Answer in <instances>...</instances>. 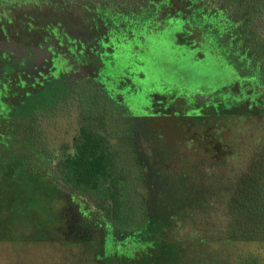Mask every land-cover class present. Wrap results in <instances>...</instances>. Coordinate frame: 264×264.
<instances>
[{
	"label": "trees",
	"instance_id": "1",
	"mask_svg": "<svg viewBox=\"0 0 264 264\" xmlns=\"http://www.w3.org/2000/svg\"><path fill=\"white\" fill-rule=\"evenodd\" d=\"M172 1L160 7L156 0H0L5 6L45 7L55 19L66 12L104 41L94 42L98 51L107 46L100 55L93 48L96 54L81 65L71 53H66L68 64L59 43L58 49L50 47L53 70L36 88L31 83L44 69L31 58L39 47L36 40L33 49L22 43L28 58L0 56V135L8 137L0 136V242L17 235L34 243L60 242L87 256L85 264H264V153L237 176L223 175L226 146L215 137L221 129L213 124L211 131L207 121L193 115L197 122L182 117L192 120L187 124L190 154L182 150L188 161H174L175 155L153 139L154 112L138 113L146 100L157 106L169 104V98L118 74L123 42L126 47L144 42L166 14L165 23L182 22L189 33H179V43L198 45L250 87L264 91V0ZM5 33L0 28V35ZM101 54H108L117 70L105 73ZM142 65L153 67L147 59ZM67 66L88 72L80 86L76 77L61 75ZM149 73L133 74L146 83ZM8 77L12 91L20 94L13 105L7 102ZM70 93L79 99L81 125L71 145L52 149L38 118ZM244 102L242 109L249 113L253 106Z\"/></svg>",
	"mask_w": 264,
	"mask_h": 264
},
{
	"label": "rangeland",
	"instance_id": "2",
	"mask_svg": "<svg viewBox=\"0 0 264 264\" xmlns=\"http://www.w3.org/2000/svg\"><path fill=\"white\" fill-rule=\"evenodd\" d=\"M156 2L160 7L173 4L172 0H156ZM175 8V6H171L170 13L177 18ZM53 13L50 9L46 10L45 7H21L18 5L14 7L0 4V28L3 27L6 31L5 34L8 35L5 37L0 35V56L11 54L12 56L7 57V60L25 58L28 56L29 50L23 48L22 43H26L29 49H33L30 44H35L34 40H36V44H39L31 58L33 57L32 61L36 66L44 67V69H40L39 77L31 83L33 88L44 85L53 70V67H50L52 57L47 55L50 47L53 49L59 47L58 50L66 61L69 60L66 53L73 54L78 65L89 62L93 56V48L99 55L104 53L103 50L107 48L104 45L101 51L97 50L100 46H94V42L103 44L104 41L97 38L91 26L90 28L85 26L82 19L78 21L77 17L66 12L59 13L55 19ZM165 15L163 14L160 18L163 22ZM168 18H170L169 15ZM173 20L175 21V19ZM163 22L158 24V30L145 37L144 42L138 40L127 47V40L123 42V47L120 46V53L125 57L120 54L119 77L122 80L125 79V82H128L127 79H129L131 84L146 91L169 98V104L161 103L157 106H151V99L150 103L146 100L142 110L138 113L147 115V108L152 110L150 113L154 112L151 124L154 130L153 139L161 148L175 155L174 161L182 163L188 161L185 156V158L182 156L183 153L186 156L190 154L187 147H190L192 142L187 135L192 130L187 124H191L192 120L182 117L189 118L194 115L200 118V120L198 119L200 123L207 121V129L211 131L214 129V125L219 126L221 130H216L215 137H222V143L226 147L223 150L224 153L221 151V154H224V160L227 162L224 168L226 172L224 170L221 172L237 176L236 174L245 169L251 158L264 153V91L250 87L248 81L232 74L227 68L221 66L209 52L206 53L197 47L198 45L192 47L179 43V36L183 37L179 33L182 35L188 33L181 29L182 22L178 26H174L173 22ZM61 30L62 34L59 33ZM128 43L131 44L129 41ZM143 47H146L145 51ZM96 51H94L95 54ZM101 55L103 58L105 55L104 60L107 65L102 68L105 73L110 74L113 70H117L113 69L114 65L108 54ZM145 59L153 67L148 69L144 67L142 61ZM67 63L69 64L68 61ZM71 67L67 66L61 75L66 76L65 79L76 77L75 84L80 86L88 72L79 67L76 69ZM156 67L159 68V71L161 69V74L158 77L154 75L158 71ZM31 70L34 72L35 67H32ZM148 70L154 78L151 77L146 83L135 78L133 74H140L144 71L148 73ZM84 72L87 73L84 74ZM4 80L8 81L10 85V96L7 102L9 101L13 105L18 101L20 94H17L19 92L16 89L12 91L10 83L13 81L10 77ZM128 92L129 89L125 88L124 94L126 95ZM73 94L70 93L71 96L64 97L65 100L57 109H49L38 118L39 131L45 142L49 144L48 147L52 149L64 144L71 145L81 125L80 102ZM203 97L206 98V101L202 102L199 98ZM249 99H252L254 104ZM244 100L248 102V105H251L250 107L253 106V111L251 110L249 113L243 111L241 103L245 104ZM6 103L4 105L8 108ZM0 107L3 110L2 102H0ZM208 112H213L215 116H205ZM192 119L197 122L195 117ZM182 120L188 123H183V125L181 124ZM8 129L10 128H7V131ZM196 129H199L198 126ZM5 131L6 127H4ZM0 136L3 141L8 139L4 135ZM181 144L184 145L180 146ZM182 150H184L183 153ZM86 258L87 256L77 252L76 249L63 246L60 242L57 244L45 241L34 243L24 239L22 235L19 237L17 235L16 239L9 242H0V264H85Z\"/></svg>",
	"mask_w": 264,
	"mask_h": 264
},
{
	"label": "flooded vegetation",
	"instance_id": "3",
	"mask_svg": "<svg viewBox=\"0 0 264 264\" xmlns=\"http://www.w3.org/2000/svg\"><path fill=\"white\" fill-rule=\"evenodd\" d=\"M158 103H160V101H158Z\"/></svg>",
	"mask_w": 264,
	"mask_h": 264
}]
</instances>
